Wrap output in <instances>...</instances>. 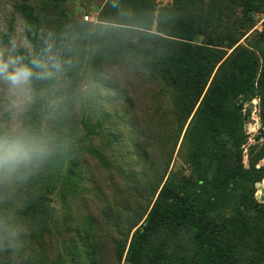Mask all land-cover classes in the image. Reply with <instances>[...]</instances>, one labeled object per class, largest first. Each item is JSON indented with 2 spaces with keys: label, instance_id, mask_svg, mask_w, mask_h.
Returning a JSON list of instances; mask_svg holds the SVG:
<instances>
[{
  "label": "trees",
  "instance_id": "obj_1",
  "mask_svg": "<svg viewBox=\"0 0 264 264\" xmlns=\"http://www.w3.org/2000/svg\"><path fill=\"white\" fill-rule=\"evenodd\" d=\"M62 1L0 0V8L8 19L10 5L37 32L84 24L68 17ZM112 3L105 1L97 20L128 11L141 30L86 38L68 95L86 70L92 93L67 100L60 93L48 119L42 109L28 115L53 138L54 151L22 176L15 199H0V264H99L92 230L84 231L82 249L70 240L69 251L56 256L48 243L54 201L79 194L86 156L116 169L144 197L116 232V264H264V206L255 195L264 148L255 157L250 150L248 168L242 165L252 111L245 105L257 102L264 129V32L247 36L264 0ZM99 135L107 151L116 147L112 157L93 145Z\"/></svg>",
  "mask_w": 264,
  "mask_h": 264
},
{
  "label": "clouds",
  "instance_id": "obj_2",
  "mask_svg": "<svg viewBox=\"0 0 264 264\" xmlns=\"http://www.w3.org/2000/svg\"><path fill=\"white\" fill-rule=\"evenodd\" d=\"M112 7L119 9L120 0H113ZM140 30L128 11L111 20L86 18L84 24H69L62 31L37 32L23 19H0V187L28 174L54 151L53 138L28 115L42 109L48 119L49 110L61 102L58 94L67 100L96 87L86 83L68 95L85 52L82 42Z\"/></svg>",
  "mask_w": 264,
  "mask_h": 264
},
{
  "label": "rangeland",
  "instance_id": "obj_3",
  "mask_svg": "<svg viewBox=\"0 0 264 264\" xmlns=\"http://www.w3.org/2000/svg\"><path fill=\"white\" fill-rule=\"evenodd\" d=\"M59 2L62 0H58ZM106 0H63L62 6L68 17L78 21H83L84 16H88L93 22L97 21L99 9ZM158 6L162 7L170 3V0H157ZM8 19L12 16L14 20L22 19L10 5L4 11ZM3 17L0 8V19ZM254 25L248 32V35L264 32V12L253 15ZM243 43V40L241 41ZM87 71L82 76L81 86L91 83ZM91 90V89H90ZM81 91V99L88 96L91 91ZM257 102L252 101L251 106L245 105V108H252L248 119L244 123V132L247 136V143L242 147V165L248 168V156L251 150L253 157L260 155L264 148V129L260 127L258 114H256ZM108 111L114 114L118 111V103L115 99L110 100L107 106ZM104 135H99L93 140V145L106 152L108 157H112L116 152V147L107 151L104 145ZM181 161L176 153L173 157L172 167L174 170L180 165ZM128 165H134L132 157L127 159ZM83 168L87 180L82 186L79 194L65 202L55 199L56 217L51 232L48 235V243L54 249V253L62 254L63 250L69 251L70 240L80 246L82 249L84 231L92 230L95 233L97 241L101 244L98 251L99 264H116V259L112 251L113 241L117 239L118 230H122L128 224L133 212L141 203V199L136 192L133 194L131 188H138L127 182L124 176L116 169H104L90 156L83 159ZM256 169L262 168L264 171V158L255 166ZM138 166L135 165V172H138ZM186 174V173H185ZM22 177L16 179L10 186L0 187V199H15L17 196L16 188L21 185ZM259 187H255V195L258 203L264 206V177L259 182ZM142 187L144 185L142 184ZM144 199V197H141ZM68 231H67V230ZM97 262V263H98Z\"/></svg>",
  "mask_w": 264,
  "mask_h": 264
},
{
  "label": "built area",
  "instance_id": "obj_4",
  "mask_svg": "<svg viewBox=\"0 0 264 264\" xmlns=\"http://www.w3.org/2000/svg\"><path fill=\"white\" fill-rule=\"evenodd\" d=\"M86 18H88V16H84V17H83V21H84V22H85V19H86ZM88 19H89V18H88Z\"/></svg>",
  "mask_w": 264,
  "mask_h": 264
},
{
  "label": "water",
  "instance_id": "obj_5",
  "mask_svg": "<svg viewBox=\"0 0 264 264\" xmlns=\"http://www.w3.org/2000/svg\"><path fill=\"white\" fill-rule=\"evenodd\" d=\"M254 102H255V101H254ZM259 185H260L259 183H256L255 187H259Z\"/></svg>",
  "mask_w": 264,
  "mask_h": 264
}]
</instances>
